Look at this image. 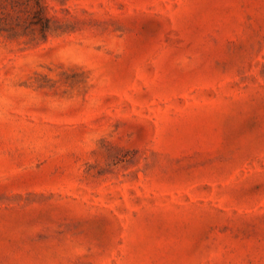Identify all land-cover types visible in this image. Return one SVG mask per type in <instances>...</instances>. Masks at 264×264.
Masks as SVG:
<instances>
[{
  "label": "rangeland",
  "instance_id": "rangeland-1",
  "mask_svg": "<svg viewBox=\"0 0 264 264\" xmlns=\"http://www.w3.org/2000/svg\"><path fill=\"white\" fill-rule=\"evenodd\" d=\"M0 264H264V0H0Z\"/></svg>",
  "mask_w": 264,
  "mask_h": 264
}]
</instances>
